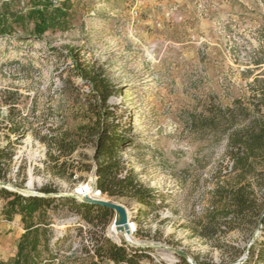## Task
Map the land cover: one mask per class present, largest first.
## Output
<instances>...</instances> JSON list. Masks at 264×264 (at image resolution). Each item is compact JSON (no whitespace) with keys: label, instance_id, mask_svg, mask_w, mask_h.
Instances as JSON below:
<instances>
[{"label":"rangeland","instance_id":"1","mask_svg":"<svg viewBox=\"0 0 264 264\" xmlns=\"http://www.w3.org/2000/svg\"><path fill=\"white\" fill-rule=\"evenodd\" d=\"M38 25L44 27L40 33ZM71 48L76 56L95 61L113 84L109 104L130 137L122 159L158 196L157 206L135 220L139 204L101 194L135 220L132 245L145 248L149 256L141 264H233L251 235L263 241L259 221L233 230L222 226L207 239L195 236L198 222L219 205L221 189L234 185L238 176L226 155L224 135L212 128L191 129L188 117L247 98L249 83L264 77V63L254 64L264 62V0H60L56 6L0 0V92L16 91L19 108L30 113L33 107L34 115L57 131H76L90 119L89 88L70 71ZM46 151L30 134L20 140L8 184L35 193L49 186L56 189L52 195L92 184L88 170L75 169L72 176L69 169L61 176L54 173ZM92 153L90 142H79L60 160L92 165ZM255 164L263 175L257 182L254 176L248 179L264 203V161ZM8 199L0 193V222L8 224L2 230L19 240L21 215L4 214ZM68 206L62 202L34 214L36 222L47 224L49 239L40 247L39 264H98L93 248L104 240L131 244L109 232L113 211L105 224L87 223ZM0 242L7 247L11 238ZM232 256L238 258L223 262Z\"/></svg>","mask_w":264,"mask_h":264},{"label":"trees","instance_id":"2","mask_svg":"<svg viewBox=\"0 0 264 264\" xmlns=\"http://www.w3.org/2000/svg\"><path fill=\"white\" fill-rule=\"evenodd\" d=\"M36 30L40 33L44 27L38 25ZM69 52L72 57L70 71L89 88L85 94L89 122L79 125L73 132L57 131L52 125L47 126L44 119L39 120L34 115L33 107L30 113L19 108L16 91L3 90L0 95L6 111L3 115L0 110V131L4 138V143L0 144V180L11 182L8 174L15 155V145L30 134L46 146L54 173L61 176L69 169L68 174L72 176L75 169L88 170L93 174L92 185L102 194L135 201L140 206L134 215L135 220L146 217L148 209L157 206L158 196L137 179L133 169L126 167L122 159V152L130 142V137L114 107L109 104L115 88L95 61L76 56V49L71 48ZM262 63L258 60L254 62L255 65ZM256 83L262 85L260 90L256 88ZM249 87L251 93L245 99L235 98L225 106H208L205 109L207 115L199 113L188 117L191 129L212 128L224 135L226 155L231 162V169L238 176L234 185L221 189L217 208L207 211L205 221L198 222L199 227L194 234L203 239L213 237L222 226L228 230L239 229L245 223L255 225L260 218L261 225H264V203L259 201L253 181L248 179V176H254V182H257V176L263 175L255 163L264 161V77L255 76ZM42 128L47 132L42 133ZM79 142L92 144V165L82 161L75 166L65 159L60 160L61 157L70 156ZM53 149L57 153H51ZM14 184L21 186V183ZM39 191L41 195H22L0 187V193L9 198L4 214L10 218L12 214L19 213L24 228L11 264H39L40 247L46 245L49 239L45 237L47 224L36 222L35 213L45 212L49 208L54 210L63 202L87 223L105 224L112 215L109 208L78 201L70 196L52 195L56 189L49 186H42ZM246 248L247 245L243 250ZM145 250L124 241L116 244L106 239L99 247L93 248V253L99 259L98 264H141L143 259H149ZM237 258L232 256L223 262H233ZM181 259L184 260L183 257ZM251 262L264 264V240L258 237L248 247L247 258L242 264Z\"/></svg>","mask_w":264,"mask_h":264},{"label":"water","instance_id":"3","mask_svg":"<svg viewBox=\"0 0 264 264\" xmlns=\"http://www.w3.org/2000/svg\"><path fill=\"white\" fill-rule=\"evenodd\" d=\"M0 187L6 188L8 190L11 191H16L22 195H41L39 193H35V192H31V191H26L23 192L20 189H17L14 186H11L8 184L7 181L4 180H0ZM65 196H70L75 198L78 201H83L86 203H90V204H95V205H99V206H103L106 208H109L110 210L113 211L114 216H113V225L115 226L116 230L118 231H128V227H127V218H128V214L126 209L124 208V206H122L121 204L115 203L111 200L108 199H103V198H96V197H92L90 195H84V196H77L75 193L71 192L68 194H63ZM59 196V195H56ZM261 225V218L259 219V225L258 227H260ZM257 238V234L254 235L251 239V241L248 243L247 248L245 249L244 253L242 256H240L237 261L233 264H242V262L247 258L248 255V247L254 242V240ZM128 242V241H127ZM129 243L134 244L132 242L129 241ZM173 252H175L176 254L180 255L181 257L187 259V254H185L184 252L178 250V249H174L172 248Z\"/></svg>","mask_w":264,"mask_h":264},{"label":"bare ground","instance_id":"4","mask_svg":"<svg viewBox=\"0 0 264 264\" xmlns=\"http://www.w3.org/2000/svg\"><path fill=\"white\" fill-rule=\"evenodd\" d=\"M23 192H26V190H22ZM74 193L81 197L84 195H90L91 194V186L86 183V184H80L79 186H77L74 190ZM103 198V197H100ZM104 199V198H103ZM132 226H134V224L131 221L127 222V227H128V231H118L116 230L115 226L113 225V221L109 226V232L116 238V239H121L123 238L125 241H130L134 244H136V240L134 239V237L132 236ZM170 256V255H169ZM174 257V256H173ZM168 258V257H167ZM169 260H172L171 256L169 258Z\"/></svg>","mask_w":264,"mask_h":264},{"label":"crops","instance_id":"5","mask_svg":"<svg viewBox=\"0 0 264 264\" xmlns=\"http://www.w3.org/2000/svg\"><path fill=\"white\" fill-rule=\"evenodd\" d=\"M6 225H8V224L0 222V238H7V237L11 238V245L4 247V243L0 242V263L1 264H11L15 254H16V251H17L18 238H16V240H15V238L11 236L10 232H5L6 230L5 231L2 230L5 228ZM22 231H23V229H22ZM3 240H5V239H3Z\"/></svg>","mask_w":264,"mask_h":264},{"label":"built area","instance_id":"6","mask_svg":"<svg viewBox=\"0 0 264 264\" xmlns=\"http://www.w3.org/2000/svg\"><path fill=\"white\" fill-rule=\"evenodd\" d=\"M33 1H40V2L47 3V4L51 5V6H56L60 0H33ZM90 186H91V194H90V196L96 197V198H100L101 194H102L101 191L99 189H97L96 187H94L92 184ZM128 221H131L134 224V226H132L131 232L136 231V222L133 219V217L128 215L127 222ZM117 244H120V243H117ZM130 245H132V244H130Z\"/></svg>","mask_w":264,"mask_h":264}]
</instances>
